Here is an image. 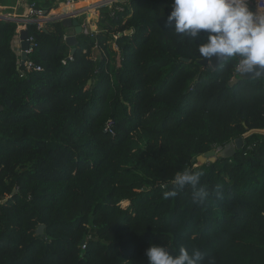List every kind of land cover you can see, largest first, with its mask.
<instances>
[{
	"label": "trees",
	"instance_id": "obj_1",
	"mask_svg": "<svg viewBox=\"0 0 264 264\" xmlns=\"http://www.w3.org/2000/svg\"><path fill=\"white\" fill-rule=\"evenodd\" d=\"M172 2L100 7L75 54L61 21L27 24L42 69L24 77L18 25L0 20V264H148L152 244L264 264V77L203 65L207 34H176ZM238 137L233 156L194 160ZM185 169L203 203L164 197Z\"/></svg>",
	"mask_w": 264,
	"mask_h": 264
},
{
	"label": "clouds",
	"instance_id": "obj_2",
	"mask_svg": "<svg viewBox=\"0 0 264 264\" xmlns=\"http://www.w3.org/2000/svg\"><path fill=\"white\" fill-rule=\"evenodd\" d=\"M167 19L174 22V32L195 42L202 33L206 41L197 46L199 55L213 64L236 60L242 74L264 73V0L253 10L249 0H173ZM202 172L185 169L174 177L172 190L164 197H176L186 187L193 200L203 203L209 193L200 184ZM148 264H201L204 256L198 248L181 246L178 252L167 245L152 244L146 250Z\"/></svg>",
	"mask_w": 264,
	"mask_h": 264
},
{
	"label": "crops",
	"instance_id": "obj_3",
	"mask_svg": "<svg viewBox=\"0 0 264 264\" xmlns=\"http://www.w3.org/2000/svg\"><path fill=\"white\" fill-rule=\"evenodd\" d=\"M85 0H79L72 4H67L65 0H0V15L6 16L8 18H16L18 26L21 28L27 26L29 23H38L42 27H45L48 22L51 21H61V18L57 19L58 17L67 16L70 14L78 13L77 17L80 20H84L86 17H89L93 23L98 24L99 20V12H95V14H91V10L94 8H99V6H108L112 7L114 2H119L123 0H109V2H105V4H101L90 8L87 6L88 4L84 5H76L75 3H83ZM91 3L93 1L98 0H88ZM32 2H35L38 7L45 10L48 15L44 17L38 16H31L29 14V7ZM74 4V5H73ZM109 4H111L109 6ZM89 8V9H88ZM20 21V22H19ZM99 25V24H98ZM71 30L66 32L65 34H70ZM13 47L16 50L19 57H21V42H18L17 34L13 40Z\"/></svg>",
	"mask_w": 264,
	"mask_h": 264
},
{
	"label": "water",
	"instance_id": "obj_4",
	"mask_svg": "<svg viewBox=\"0 0 264 264\" xmlns=\"http://www.w3.org/2000/svg\"><path fill=\"white\" fill-rule=\"evenodd\" d=\"M78 13L75 14H68L67 16L58 17L57 19L61 18V22L65 27L66 32L70 31V34H66V40L68 44L73 47L71 50V54H75L77 48L75 47L78 43V35L83 33V25L80 19L77 17ZM0 20H8V21H17L16 18H8L6 16L0 15ZM20 22V21H19ZM46 30L45 27H43ZM128 33L130 32L127 31ZM29 32L27 26L19 29V37L21 42V64L18 67L24 65L25 60L28 58L27 50L30 47V41L28 40ZM189 61V59H187ZM213 64L208 63L207 59L201 61L203 65H210V66H218L223 61L219 62L215 58H212ZM246 78L251 77H264V73L260 75H254V73L242 74ZM91 81H89V84ZM243 137H238L234 141L229 142L226 146L222 149H212L204 154L197 156L194 160L198 162V164H203L207 161H215L217 158H227L233 156L238 149H240L243 145ZM45 229V225L41 224L36 229V234H43Z\"/></svg>",
	"mask_w": 264,
	"mask_h": 264
},
{
	"label": "built area",
	"instance_id": "obj_5",
	"mask_svg": "<svg viewBox=\"0 0 264 264\" xmlns=\"http://www.w3.org/2000/svg\"><path fill=\"white\" fill-rule=\"evenodd\" d=\"M77 1H79V0H65V2L67 4H72V3L77 2ZM252 1H254L257 5H259L260 0H252ZM29 14L31 16H38V17H44V16L48 15V13L45 10H43L40 7H37V4L35 2H32L30 4ZM81 22H82V25H83V32L84 33L90 34L92 36H95L96 33L99 32V25L93 23V21L89 17H86L84 20H81ZM38 27L42 28V26L40 24H38ZM20 28H21V26L17 27L18 42L20 41V37H19V29ZM115 38H117L116 35H115ZM28 40L30 41V47L27 50V53L29 55L34 49V37L30 36V34H29ZM114 46H115V48H117V46L115 44H114ZM70 58H72V56H70ZM20 64H21V57H20ZM41 69H42V66L39 63L35 62L34 60H31V59L27 58V60H25V62H24V65H22L20 67V70H19L20 71V76L21 77L26 76V73L28 71L41 70ZM106 130L110 131L114 135V131L112 129V122L111 121H109L107 123ZM218 149H222V148H218Z\"/></svg>",
	"mask_w": 264,
	"mask_h": 264
},
{
	"label": "bare ground",
	"instance_id": "obj_6",
	"mask_svg": "<svg viewBox=\"0 0 264 264\" xmlns=\"http://www.w3.org/2000/svg\"><path fill=\"white\" fill-rule=\"evenodd\" d=\"M105 2H109V0H98V1H93L92 2V6H91V3H90V1H88V0H85V1H83V3H75L76 5H84V4H88L87 6H90V8H93V7H95V6H98V5H101V4H105ZM74 5V4H73ZM89 9V8H88Z\"/></svg>",
	"mask_w": 264,
	"mask_h": 264
},
{
	"label": "rangeland",
	"instance_id": "obj_7",
	"mask_svg": "<svg viewBox=\"0 0 264 264\" xmlns=\"http://www.w3.org/2000/svg\"><path fill=\"white\" fill-rule=\"evenodd\" d=\"M249 2H250V6H251V8L253 9V10H255L257 7H258V5L254 2V1H252V0H249ZM111 4H109V6H110ZM100 7L101 6H99V8H94L93 10H91V14H95V12H99L100 11ZM262 132H264V130L262 131Z\"/></svg>",
	"mask_w": 264,
	"mask_h": 264
}]
</instances>
